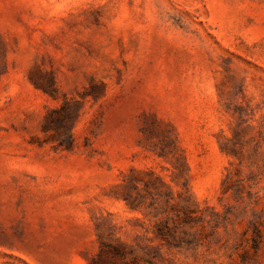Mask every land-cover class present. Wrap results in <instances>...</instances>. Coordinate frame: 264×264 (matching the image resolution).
<instances>
[{
    "label": "rangeland",
    "instance_id": "374dc122",
    "mask_svg": "<svg viewBox=\"0 0 264 264\" xmlns=\"http://www.w3.org/2000/svg\"><path fill=\"white\" fill-rule=\"evenodd\" d=\"M0 264H264V0H0Z\"/></svg>",
    "mask_w": 264,
    "mask_h": 264
}]
</instances>
